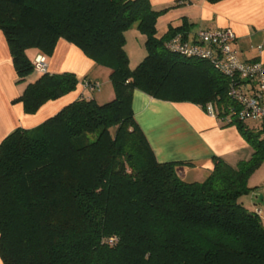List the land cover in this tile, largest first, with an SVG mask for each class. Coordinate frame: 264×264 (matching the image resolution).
Here are the masks:
<instances>
[{"label":"trees","instance_id":"trees-1","mask_svg":"<svg viewBox=\"0 0 264 264\" xmlns=\"http://www.w3.org/2000/svg\"><path fill=\"white\" fill-rule=\"evenodd\" d=\"M163 11L149 0H0L18 80L37 74L14 99L25 113L78 86L73 72H36L27 56L31 48L49 56L59 38L109 67L114 92L103 103L78 97L0 142L2 264H264V222L239 201L264 162V124L239 118L228 75L167 46L182 27L158 35ZM133 25L145 55L130 67L125 32ZM134 90L204 110L212 104L250 157L235 165L216 158L204 180H182L176 162L156 159L136 122Z\"/></svg>","mask_w":264,"mask_h":264},{"label":"crops","instance_id":"crops-1","mask_svg":"<svg viewBox=\"0 0 264 264\" xmlns=\"http://www.w3.org/2000/svg\"><path fill=\"white\" fill-rule=\"evenodd\" d=\"M149 1L154 9H164L156 20L158 35L169 27L181 26L180 32L191 40L200 29L230 28L235 34L232 48L237 55L243 60L264 62V0ZM26 53L30 60L41 54L34 48L27 49ZM45 57L48 72H73L79 83L75 91L49 100L35 113L27 114L22 102L14 99L37 74L33 72L18 80L6 38L0 29V142L18 127H36L78 97L94 98L99 103L114 97L110 68L96 64L71 42L59 38L52 53ZM84 80L97 82L99 88L94 91L84 89ZM245 88L252 91L250 84ZM132 109L156 159L176 162V172L184 181H201L209 174L216 158L235 165L251 155L250 145L235 125L209 115L199 105L160 100L134 90ZM248 184L253 188L245 199L248 209L258 211L264 222V162L250 176Z\"/></svg>","mask_w":264,"mask_h":264},{"label":"built area","instance_id":"built-area-1","mask_svg":"<svg viewBox=\"0 0 264 264\" xmlns=\"http://www.w3.org/2000/svg\"><path fill=\"white\" fill-rule=\"evenodd\" d=\"M234 40L235 34L230 28L200 29L191 40L181 32L174 34L167 46L182 54L206 59L228 75L231 83L229 95L240 107L235 111L239 118H251L264 124V62L241 59L232 48ZM32 65L36 72L46 71L45 55H37ZM249 84L251 92L243 88ZM82 86L89 91L99 88V84L91 80H84ZM206 112L215 117L212 104H207Z\"/></svg>","mask_w":264,"mask_h":264},{"label":"rangeland","instance_id":"rangeland-1","mask_svg":"<svg viewBox=\"0 0 264 264\" xmlns=\"http://www.w3.org/2000/svg\"><path fill=\"white\" fill-rule=\"evenodd\" d=\"M125 37H126L125 49H127L128 52L127 55L129 58V65L130 67H134L139 61L143 59L145 55L144 36L137 30L136 26L133 25L128 30H126ZM246 121L248 125L251 126L258 123V121L251 118H248ZM94 137L95 134L89 135L90 140L94 139ZM205 178H203L202 180H204ZM245 199H246V195H243L239 201H243L244 205L247 208H249V204Z\"/></svg>","mask_w":264,"mask_h":264}]
</instances>
